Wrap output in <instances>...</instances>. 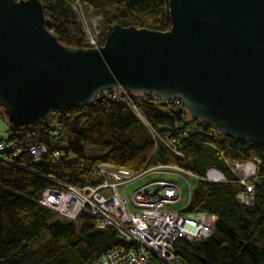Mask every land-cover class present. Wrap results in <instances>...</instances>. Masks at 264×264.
<instances>
[{
  "label": "trees",
  "instance_id": "obj_1",
  "mask_svg": "<svg viewBox=\"0 0 264 264\" xmlns=\"http://www.w3.org/2000/svg\"><path fill=\"white\" fill-rule=\"evenodd\" d=\"M40 1L47 4L50 30L63 44L76 48L92 46L81 12L91 26L94 17L101 19L100 45L110 24L161 31L171 27L169 0ZM134 101L159 137L152 135L129 106ZM169 103L159 102L149 93H117L112 89L101 92L89 106L56 111L50 118L62 126L58 139L48 129L50 118L36 127L16 129L9 125L6 139L18 146L7 148L0 156V264H88L124 244L114 229L98 228L90 215L67 220L40 204L41 194L54 180L77 187L95 184L93 170L101 161L136 171L159 162L201 176L212 166L224 171L230 182L195 179L187 208L216 213L214 234L201 242L181 240L178 254L190 264H264V148L216 133L211 125L200 118H185ZM0 115L7 119L1 108ZM165 141L177 147L182 156ZM39 143H46L53 157L35 161L24 148ZM255 156L260 159L255 204L248 206L237 198L241 187L233 180L226 161Z\"/></svg>",
  "mask_w": 264,
  "mask_h": 264
},
{
  "label": "water",
  "instance_id": "obj_2",
  "mask_svg": "<svg viewBox=\"0 0 264 264\" xmlns=\"http://www.w3.org/2000/svg\"><path fill=\"white\" fill-rule=\"evenodd\" d=\"M46 5L0 0V108L14 128L115 89L178 98L219 133L264 148V0H169V30L114 23L88 48L62 43Z\"/></svg>",
  "mask_w": 264,
  "mask_h": 264
},
{
  "label": "built area",
  "instance_id": "obj_3",
  "mask_svg": "<svg viewBox=\"0 0 264 264\" xmlns=\"http://www.w3.org/2000/svg\"><path fill=\"white\" fill-rule=\"evenodd\" d=\"M81 16L86 22L85 13L82 12ZM88 26L91 27L90 23ZM87 33L92 47H99L98 34H90L88 30ZM154 96L159 102H170L174 111H179L185 118L193 117L180 99L162 101L157 95ZM129 106L150 129L152 135L159 137L147 117L142 114L139 105L134 101L129 103ZM49 120L48 129L55 139H58L62 134V126L56 119ZM214 131L219 133L215 129ZM165 144L171 147L177 156H182L170 141H165ZM17 146L18 144L13 140L0 139V156L7 148L16 149ZM24 148L33 155L35 161H40L46 156L53 157L49 154L46 143L29 144ZM58 154L59 152H56L54 156L58 157ZM259 162L257 156L251 160L226 161L233 180L241 187L237 198L244 205L255 204V183L258 178L257 163ZM83 166L84 163H81L80 167ZM93 172L95 184L77 187L64 181L54 180L55 183L45 188L40 199L41 205L69 220H75L79 215H90L95 219L98 228H112L122 239L124 244L108 249L88 264H190L178 254L180 241L186 239L194 243L211 237L215 232L218 216L206 209L188 211L194 190L190 182L188 201L182 207L175 208L173 205L182 201L184 190L177 181L169 177L178 174L188 179H203L208 182L231 181L224 171L215 166L209 167L201 176L174 164L162 162L136 171L127 166L101 161L95 165ZM162 174L168 178L159 176ZM137 183L136 187L128 191Z\"/></svg>",
  "mask_w": 264,
  "mask_h": 264
},
{
  "label": "rangeland",
  "instance_id": "obj_4",
  "mask_svg": "<svg viewBox=\"0 0 264 264\" xmlns=\"http://www.w3.org/2000/svg\"><path fill=\"white\" fill-rule=\"evenodd\" d=\"M82 13V12H81ZM80 18V17H79ZM81 18H83V16H81ZM82 22H84V24H85V26H86V29L90 32V34L91 33H93V34H98L99 32H98V28H99V25H100V23H101V19L99 18V17H94L93 19H92V26L90 27V26H88V23H86L85 21H84V18H83V21ZM89 27V28H88ZM9 125H10V123L8 122V120L5 118H3L1 115H0V139H6L8 136H9V133H8V127H9ZM159 176H161V177H165V178H168L166 175H164V174H162V175H159ZM152 177H154V176H152ZM174 179L175 181H177L181 186H182V189L184 190V192H183V196H182V201L181 202H179L178 204H176V205H173L175 208H180V207H182V205H184V204H186V202L188 201L187 200V197H188V194H189V192H190V187H189V182H190V184H191V186H193L194 185V178H191V179H188V178H185V177H183V176H179L178 174H174V175H171L170 177H169V179ZM189 180V181H188ZM138 183H140V181L138 182ZM138 183L137 184H134V185H132L130 188H129V190L128 191H130L132 188H134V187H136L137 185H138ZM59 215V214H58ZM60 216V215H59ZM61 217V216H60ZM62 218H65V219H67V220H69L68 218H66V217H62Z\"/></svg>",
  "mask_w": 264,
  "mask_h": 264
},
{
  "label": "crops",
  "instance_id": "obj_5",
  "mask_svg": "<svg viewBox=\"0 0 264 264\" xmlns=\"http://www.w3.org/2000/svg\"><path fill=\"white\" fill-rule=\"evenodd\" d=\"M194 186V185H193Z\"/></svg>",
  "mask_w": 264,
  "mask_h": 264
}]
</instances>
